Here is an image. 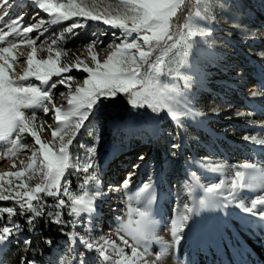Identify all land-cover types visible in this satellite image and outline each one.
<instances>
[{
  "label": "bare ground",
  "instance_id": "bare-ground-1",
  "mask_svg": "<svg viewBox=\"0 0 264 264\" xmlns=\"http://www.w3.org/2000/svg\"><path fill=\"white\" fill-rule=\"evenodd\" d=\"M18 4V10L22 7L26 8L25 14H23L25 15L24 23L18 25L20 29L41 19H53L52 16L37 7L35 0H18ZM11 12L15 14L17 11ZM12 19L13 16L9 15L3 21H0V35L8 33L4 35L3 40H0V46L12 38ZM101 40L104 43L99 44V53L107 58L109 50L106 45L112 42L113 39L111 41L110 35L107 33L101 35ZM115 42L117 43V41ZM33 47L34 45H31L29 49L23 52V57L21 56L18 59V66L15 68H13V65L16 62L0 59L4 74L15 78L17 75H12V70L17 71V74L24 72L28 67L27 58ZM202 53L209 55V48L200 39L195 38L194 45L190 47L187 57L189 60L195 61ZM48 57V55H43L42 52H36L34 56L37 60L47 59ZM52 58L55 59L56 57L52 56ZM72 58H77L75 52L72 53ZM190 71L191 67L188 64L179 69V75L182 78L185 77V90L176 96L174 113L177 115L185 113L186 118L191 120L197 127L207 131L206 115H208L210 109L209 104L213 101L209 99L204 103H198L197 106L190 104L195 89V84L192 78L189 77ZM83 79H85V73L76 78V85L82 83ZM53 80L54 78L49 81V85ZM262 80L264 81V77ZM250 85L252 86V83ZM65 93L67 96L69 90L66 89ZM63 98V96L52 95V102L58 106L59 100L65 103L66 99ZM47 104L51 108L48 101ZM261 108L264 110V104H261ZM201 109L205 112H202ZM50 114H53L54 117L53 111H50L47 116L44 112L37 115L32 127L37 131L42 143H49V147L53 151H57L60 147V139L58 135L53 140L52 130L56 128L63 129L64 125L55 119L46 121ZM108 120L109 123L105 124L106 127L101 131L102 133L95 134V137L92 138V149L97 152V156L103 162H99L97 166L94 164L96 167L87 173L84 172L82 175L80 173L76 175L69 163L70 167L65 169L64 176L61 177L60 190L55 198H61L65 201V204L60 206V210H66L65 219H63V227H68L66 232L52 231L53 239H50L42 233V227L33 226L29 228L23 224L27 221L25 217H16L15 226L21 232L19 231L16 238L7 235L0 240V253L2 255L6 254L7 249L17 244L20 239L24 243L29 242L28 244L25 243L26 250L24 249L25 253L21 264H103L98 251L101 247L104 249V254H108L112 262L114 260V264H125V262L128 264L129 256L133 255L131 246L134 243L129 238L130 234L126 230V226L127 229L136 227L138 220H134L135 216L132 213L136 207L133 201L135 200L136 205L140 204L141 201H139L140 198L136 201L138 195L132 194L128 200L124 194L128 193L129 188L141 190L142 184H139V182L143 183L151 178L156 191H154V195L150 199L151 202L148 204L157 200L163 213L159 209L155 215H151L150 222L155 223L157 226L151 227V237L146 241V244H143L144 249L147 247V254L144 253L145 261L153 264H264V217L258 214V212H264V205L257 206V209L254 210L257 214L246 212L238 206L242 201L245 207H251L253 199L264 196V146L243 141L240 139L241 137L239 138V134H235L237 137L233 139H223L221 147L218 149L211 147L207 151L208 157L206 158H198L193 154H191L193 155L191 157L188 155L189 152L180 153L181 156H186L183 159H191L190 161L194 162L193 166L188 165L186 171L190 193V198L186 204L193 207L195 212L191 214L187 225L179 233L181 240L177 244L173 240L169 241V237H171L170 229L175 217L173 213L175 211V200L174 203L172 201L163 204V190L166 187L169 188L171 184L174 187L176 183L165 170L163 153L166 150L161 140H159V131H157L159 122L148 121L149 124L139 128L130 119L126 122L118 119ZM109 124L113 127L118 125L125 128H134L133 130L138 131H108L110 130ZM180 131L182 130L180 129ZM212 131L215 133L216 130L213 129ZM122 132H125L124 138L121 137ZM87 135L77 133L73 144L69 146V155H72V152H77L78 148H83L86 142L90 143ZM178 135L180 138L182 133L179 132ZM89 137H92V135ZM28 141L38 152L39 145L35 144L34 138L30 136ZM184 141L188 143L186 139ZM192 141L197 143L195 136L192 137ZM198 146L200 145L198 144ZM32 154L25 155L20 159L25 163L22 171L24 175L33 180L31 187H34L36 183L43 184L45 181L43 174H41L42 181H37L40 177L31 175L32 172V174L37 173L33 168L35 166L39 167L41 163L39 157L30 161L34 165L32 169L27 168V161H29L28 159ZM8 163V161L0 162V182L10 180V177H12L7 175L11 173L8 170ZM95 163L97 162L95 161ZM245 163H252L257 166L255 171H246V180H250L252 176H255V180H250L251 187L246 186L243 189L237 188L233 191L230 184L235 179L236 171L243 170L241 165ZM90 176L91 178H89ZM76 177H81V180L75 182L73 191L70 189L69 180ZM126 180L129 181L128 187H124ZM221 181H223V184L220 189H214L212 192L207 191L213 184H219ZM65 187L68 189L67 193L64 192ZM138 191L136 194L139 193ZM157 192L160 194L158 198L156 197ZM41 195H44V193L39 194V196ZM81 196L85 198L87 205L81 206L78 212H72L74 207L72 198ZM71 205L72 209H70ZM75 207L79 209L78 205ZM143 211L149 216L147 203ZM18 213L21 214V211ZM25 213L28 215V211H25ZM33 215L35 214L33 213ZM33 215L31 214L30 217L32 218ZM117 223L121 225L116 226ZM38 232L41 236L40 241L35 239ZM105 241L108 243H105ZM124 241H127V244ZM88 243L93 245L92 249L86 246ZM121 248L124 250L123 255L118 251ZM137 251L140 255H143L141 253L143 251L142 247H138ZM177 251L185 255L191 253V256L188 257L187 261L177 259L174 256ZM158 256L159 259H157ZM0 264L7 263L1 258Z\"/></svg>",
  "mask_w": 264,
  "mask_h": 264
},
{
  "label": "rangeland",
  "instance_id": "rangeland-1",
  "mask_svg": "<svg viewBox=\"0 0 264 264\" xmlns=\"http://www.w3.org/2000/svg\"><path fill=\"white\" fill-rule=\"evenodd\" d=\"M195 1L196 9L186 16L178 37H174L171 28L177 11L184 6L185 2V0H180L175 15L170 19V32L173 35V39L167 41L161 40L158 44L156 41H153L150 56L148 58L149 62L141 66V74L144 82L143 85L138 84L134 91L139 92L143 87L158 95L162 94L164 101L160 104L143 105H133L129 102L127 117L120 119L118 117L119 110L114 106V97H101L93 105V108L89 112L88 120L85 121L84 126L79 131L81 135L88 134L87 137L90 143L86 142L83 148H78L77 152H72V155H69V163L72 166V171H75L74 173L76 175H79V173L82 175L84 173L82 170L83 166L89 161L87 156L90 155V159L97 162L95 163L96 166L99 162H103V160L97 156L98 154L95 150L92 154L89 153V150L93 148L92 138L95 137V134L102 133L101 131L106 127L105 124L109 123L108 119H118L123 122L130 119L134 121L139 128L149 124L150 121L159 120L160 126L157 128V131H159L158 136L166 150V152H164L165 154L163 153L165 170L176 183L174 187L171 184L169 188L166 187V189L163 190V204L172 201L174 203L175 200V211L173 212L175 217L173 219H176L181 212L185 211L184 205L190 198L187 173H183L181 166L183 163L189 164V166L194 165V162L190 161L191 159H183L186 158V156H181V152H189L188 155L191 157L196 155L198 158H206L208 157L207 151L211 147L215 149L221 147L222 142L215 139L216 135H219V133L224 134L226 137H230L229 139H233L237 137L235 134H239V138L241 137L240 139L243 141L264 146V142H260L264 141V110L261 108V104H264V81L262 80L264 77V0ZM86 2L89 5L94 4L95 10L101 13L105 9L114 13L117 11L115 5L118 4L120 0H86ZM25 10L26 8L22 7L20 10H17L15 14H12L10 11L9 15L13 16L12 21L25 14ZM2 12L3 9H0V15H2ZM24 16L25 15H23V19L19 21V24L15 25L18 31L14 34L11 33L12 38L7 43L0 46L9 48V53H0V56L3 57L1 60L16 62L13 68L18 66V59L23 55V52L31 46L28 44L29 40H35L34 47L37 53L42 52L43 55L49 56L51 54V56L56 57V52H60V64L67 65L71 69L64 75L72 76L74 79L70 82L72 85L71 89L61 84H57L55 89H51L52 95L57 97L61 96L60 93H65L66 89L74 91L73 87L76 85V78L83 73L72 67L76 64L77 60L89 63L91 55H96L97 59L101 62L106 59L99 53V44L94 45L90 53L88 52V44L95 39L101 40V33H109L112 41V39L114 40L113 33L119 35L122 31L121 29H112L101 22L89 20L85 23L83 28H76L73 29L72 32H68L67 29L71 27L73 22L79 21L84 23L81 18L72 17L68 20L58 21L55 24L51 23L52 18H46L44 19L45 24L41 31L34 30L32 33L24 34V27L20 29L18 26L20 23H24ZM199 30H203L204 35H199ZM41 32L43 33L42 35L40 34ZM190 32L196 34L189 35ZM135 35L134 33L133 36ZM195 38L200 39L209 48L210 54H199L198 58L192 61L188 59L187 54L190 47L194 45ZM130 40L131 38H129V42ZM119 42L120 41L117 40V43ZM138 42L141 44L143 43L142 41ZM144 50L148 51V46H145ZM74 52L77 54V58H72V53ZM186 64L191 67L189 77L192 78L194 84L204 86L201 92L203 91L208 94L202 93V99H199V101L201 103L209 99L213 101V103L209 104L210 109L208 110V115H206L207 119L211 117L212 120L206 121V124H210L215 128L216 135L213 136L210 132V146L205 149L198 146L195 141H192L193 136H204V129L197 127L191 120L186 118L185 113L176 114L175 117L173 115L176 96L185 90V77L182 78L179 75V69ZM89 66L94 65L89 63ZM4 75L9 80L12 77L6 74ZM12 75H17V71L12 70ZM250 77H253V79ZM52 78H54L52 82H55L61 77L53 76ZM85 78H87V73H85ZM246 79H251L249 82L255 83L256 90L253 93H245L244 89L246 88L242 86V83L245 82ZM50 85L48 88H50ZM240 92H242V94H238ZM65 96H63V99H66ZM242 97L255 99L258 104H253L251 102L249 104L246 100H242ZM44 104H47V101H44ZM58 107H61L62 111H66L69 107L67 105V99L65 103L59 100ZM169 109H171V111ZM21 111L24 112L27 118L31 117L33 113H35L36 116L39 115L43 112V108L29 107L22 108ZM202 112H205V110H202ZM53 119H55L53 114H50L46 118V121H52ZM75 119L76 117H73L71 122H74ZM34 121H32L31 127ZM109 125L110 130L108 131H138L133 130L134 128H125L118 125L113 127L111 124ZM178 125L180 126L178 127ZM180 129L182 131H180ZM147 130L151 131L149 129ZM85 131H87V133H85ZM179 132L182 133L180 138L178 135ZM161 134L163 135L162 138ZM90 135H92V137H89ZM30 136V133L14 132L8 140L0 141V162L4 163L8 161V170L11 173L22 171L25 163H23L20 158L30 153L32 154L34 151L37 152L35 148L29 144L28 139ZM121 137H125V132L121 133ZM244 137H248L249 139L246 140ZM185 139L188 143L184 141ZM11 141H15V144L13 145ZM177 143L179 147L173 149L172 145ZM198 151L201 153L197 154ZM35 158L36 157H33L32 154L27 162L29 163ZM95 165L93 164V168L96 167ZM93 168L89 169V171ZM33 169L36 170L37 173L32 174V172L31 175L40 177L37 181H42L41 169L38 166H35ZM11 176L10 180H2V183L0 182L5 189L9 188L10 185L13 189L18 188L21 184L32 186L33 180L26 175L20 178L14 175ZM139 184H142L141 190L129 188L126 194L128 200L133 194L138 195L136 201L139 200V198V201H141L138 205H136L137 203L135 200L133 201L136 206L135 210L132 212L135 216L134 220L140 219L137 213L139 214V211H143V209L146 208V201H148L146 199L150 200L154 195V191H156L151 178H149V181H144L143 183L139 182ZM145 185H149V187L146 191L142 192ZM137 191L139 193L136 194ZM141 203H143V205H141ZM6 207H12L14 209V214L10 217L8 213L0 212V230L7 226L12 229L10 237L16 238L21 230L16 228L14 217H25L27 220L26 222H29V218H31L30 216L31 214L33 215V213L31 212L30 214V212H28V215L25 212L23 215L19 214L18 212H20L21 209L20 206L15 203V200L0 201V209ZM148 218L150 220L152 216L149 215ZM33 220H35V215L31 218V222ZM45 221L50 222L49 216L42 214L38 220L41 225L40 227L43 226L42 223ZM38 222H36L37 225ZM117 225L120 226L121 224L117 223L116 226ZM155 226H157L155 223H151L152 228ZM170 236L169 241L173 240L172 232ZM129 238L131 242L134 243L133 239H131V235ZM35 239L36 241L41 240L40 232L36 234ZM20 241L21 243H19ZM19 242L7 249L5 257V262L7 264H21L23 254L26 250V244L20 239ZM143 244L144 243L138 246L143 248L144 252H141L143 255L135 257L133 255L129 256L128 264H145L144 253H147L145 252ZM105 255L109 257L108 254ZM101 259L103 264H114L110 257L107 261L104 260L103 256H101ZM147 262L148 264H153L152 262Z\"/></svg>",
  "mask_w": 264,
  "mask_h": 264
},
{
  "label": "snow or ice",
  "instance_id": "snow-or-ice-1",
  "mask_svg": "<svg viewBox=\"0 0 264 264\" xmlns=\"http://www.w3.org/2000/svg\"><path fill=\"white\" fill-rule=\"evenodd\" d=\"M35 3L40 10L53 17L51 20L53 24L72 17H79L84 21V23L79 21L73 22L71 27L67 29L68 32H72L76 28H83L89 20L101 22L112 29L122 30L119 35L113 33L114 40L106 45L109 51L107 58L103 62L98 60L96 55H91L89 63L94 66H89V63H85L82 60H77L76 64L72 66L78 71L87 73V78L83 79L82 83H78L74 91H69L66 96L69 107L66 111H62L61 107L56 106L52 102L51 89H55L57 84L65 85L71 89L72 85L70 82L74 79L72 76L64 75L71 69L67 65L60 64V52H56L55 59L50 54L47 59L34 60L36 48L33 47L31 54L27 58L28 69L20 77V80H27L29 76H32L35 80L40 81L42 85H48L53 76L61 77L58 81L52 82L50 88L47 90L36 87L31 83L27 86L15 84L14 81L5 77L4 68L0 65V141L8 140L14 132L30 133L34 138L35 144L39 145L38 152H33V157L41 159L39 168L45 181L43 184L36 183L34 187L21 184L15 189L11 185L7 189L0 185V201L15 200V203L20 206L21 215L25 211H28L34 213L36 216H40L42 212L34 206L33 201H39V194L41 193L55 196L59 192L61 177L64 176L65 169L70 167L69 146L73 144L77 133L84 126L85 121L88 120L89 112L93 108V105L101 97L109 98L115 97L120 93H126L129 95V102L133 105L160 104L164 101L162 94L158 95L143 87L139 92L134 91V89H136L138 84L143 85L141 66L149 62L148 58L153 41H156L158 44L161 40L167 41L173 39V35L170 32V19L175 15L180 0H120L115 5L117 11L114 13L109 12L107 9L102 13L96 11L95 5H89L86 0H35ZM13 7L14 4L11 0H0V9H3L0 21L9 16ZM22 19L23 16H19L12 21L11 33L14 34L18 31L15 25ZM44 24L45 21L41 19L37 23L24 27L23 33H32L34 30L39 31ZM134 33L136 34L135 36H133ZM7 34L0 35V40H3L4 35ZM40 34L42 35L43 33L41 32ZM195 34L194 32L189 33V35ZM101 35H104V33H101ZM199 35H204L203 30H199ZM129 38H131L130 42ZM117 40L120 43H116L115 41ZM138 41H142L143 43L141 44ZM103 43L104 41L100 39L92 40L88 44V52L92 51L94 45ZM28 44L34 45L35 40H29ZM145 46H148V51L144 50ZM0 53H9V48L0 47ZM0 59H3V57L0 56ZM60 95L65 96V93H60ZM44 101H48L51 108L48 104H44ZM29 107H42L45 116L50 111H53L55 120L63 123V129L56 128L52 130L53 140L58 135L60 139V147L57 151H53L49 147V143H42L37 131L31 127L32 121L36 119V114L33 113L31 117L26 118L24 112L21 111L22 108ZM169 110L171 111V109ZM173 115L175 117L176 113H173ZM73 117H76V119L74 122H71ZM49 127L51 126L49 125ZM244 139L248 140L249 138L244 137ZM11 143L14 145L15 141H11ZM172 147L173 149H177L179 144H173ZM93 152L94 149L89 150L90 154ZM93 164V160L90 159L84 164L83 171L87 173L89 169L93 168ZM33 166V163L29 162L27 168L32 169ZM241 168L243 170L236 171L235 179L230 184V188L233 191L237 188L251 187L250 180H255V176H252L250 180H246V171H255L257 169L255 164L245 163L241 165ZM7 175H14L20 178L24 175V172L17 171L15 173H8ZM128 183L129 181L126 180L124 187H128ZM222 184L223 181L219 184H213L207 191L212 192L214 189H220ZM148 187L149 185H145L142 192L146 191ZM64 192H68L67 187L64 188ZM150 202L151 200H149ZM72 203L74 205L72 212H78L81 206L87 205V201L82 196L72 198ZM58 204L63 206L65 201L61 199L58 201ZM76 205L79 206V209L75 207ZM258 205H264V196L253 199L251 207H245L242 201L238 206L246 212L257 214L254 210L257 209ZM184 209L185 211L181 212L172 221V237L177 244L181 240L179 233L187 225L190 214L195 212V209L189 207L187 204L184 205ZM0 212L8 213L11 217L14 214V209L6 207L0 209ZM258 214L264 217V212H258ZM139 216L140 219L136 222L135 228L127 229L126 226V230H128L134 241V244L131 246L134 257L140 255L137 251L138 246L142 243L146 244V241L151 237V222L147 214L144 211H139ZM56 222H60L58 218ZM29 223H31V218H29ZM0 231L3 233L0 235V240H2L11 234L12 229L5 226ZM25 243L28 244L29 242L26 241ZM105 243L108 242L105 241ZM124 243L127 244V241H124ZM86 246L89 249L93 247L91 243H88ZM98 251L105 261L109 259L104 254L103 247L98 249ZM118 251L123 255L124 250L122 248ZM145 252H147V247H145ZM159 258L158 256L157 259ZM145 264H148V262L145 261Z\"/></svg>",
  "mask_w": 264,
  "mask_h": 264
},
{
  "label": "built area",
  "instance_id": "built-area-1",
  "mask_svg": "<svg viewBox=\"0 0 264 264\" xmlns=\"http://www.w3.org/2000/svg\"><path fill=\"white\" fill-rule=\"evenodd\" d=\"M87 157L90 160V155ZM93 162L95 164V161H93ZM80 180H81V177L71 178L69 180L70 189H72L74 191L75 182H78ZM124 196H126V195L124 194ZM59 200H61V198H55V196H48L47 193H44V195L40 196V200L39 201H33V204H34V206L37 207L38 210H40L42 212V214L49 216L50 223H52V222H53V224L56 223L58 226H61L63 228V232H66V228H68V227H63V219H65L66 210H60V205L58 204ZM70 209H72V205L70 206ZM40 216L35 215V220H33L31 223L23 222V224H25V226H28L29 228H32L33 226H41L38 222ZM137 216H139L138 213H137ZM14 218L16 219V217H14ZM57 218L60 221L59 223L56 222ZM36 222H38V225L36 224ZM43 227L46 228V236H48L50 239H53L52 238V231H54V230L48 231L46 226L43 225ZM2 234L3 233L0 232V235H2ZM104 264H107V263H104Z\"/></svg>",
  "mask_w": 264,
  "mask_h": 264
},
{
  "label": "trees",
  "instance_id": "trees-1",
  "mask_svg": "<svg viewBox=\"0 0 264 264\" xmlns=\"http://www.w3.org/2000/svg\"><path fill=\"white\" fill-rule=\"evenodd\" d=\"M195 0H185L184 6L180 8L177 11L176 17L174 19L173 25H172V34L174 37H178L180 30L185 22L186 16L190 13H192L196 7H195ZM114 106L118 108V114L120 118H125L128 115V109H129V95L126 93H120L117 94L114 97ZM44 226L47 227L48 231L54 230L62 232L63 228L61 226L55 225L53 223H50L48 221H45L42 223ZM42 233L46 235V228L42 226Z\"/></svg>",
  "mask_w": 264,
  "mask_h": 264
}]
</instances>
